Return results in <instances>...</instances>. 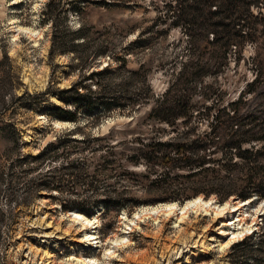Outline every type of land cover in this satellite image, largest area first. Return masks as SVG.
Listing matches in <instances>:
<instances>
[{
	"label": "rangeland",
	"instance_id": "obj_1",
	"mask_svg": "<svg viewBox=\"0 0 264 264\" xmlns=\"http://www.w3.org/2000/svg\"><path fill=\"white\" fill-rule=\"evenodd\" d=\"M114 1L118 6L112 5ZM169 1L0 0V58L4 55L8 58L3 68L9 77V82L0 83V112L11 90L15 95L24 91H49L46 101L32 110L16 107L4 111L5 120L16 119L20 139L24 143L23 153H35L44 143L60 135V128L73 127L72 123L46 118L44 111L54 104H62L53 91L71 86L78 79L80 66H83L81 72L86 73L100 70L107 64L115 68L119 65L116 57L124 55L127 59L124 67L116 74L106 76L104 81L111 86L117 84L128 77V69L144 64L142 73L148 74L154 92L160 96L166 91L181 73L184 63L197 55L196 49L200 45L190 42L184 30L172 23L166 5ZM46 11L53 12L59 31V27L65 24L72 30L84 24L86 45L78 47L77 53L55 51L51 56L52 25L44 18ZM141 30L145 31L142 35L144 42L132 43ZM125 46L129 49L126 53ZM256 49L264 50V31L258 36V42L247 43L239 59L234 52L229 53L227 65L217 54L213 59L210 53L205 55L213 65L196 85L188 86L191 96L197 101L237 98L249 88L248 84L260 68L254 61ZM102 50L105 52H100ZM263 79L264 75L254 84L255 91L249 94L252 102L264 97ZM137 84L135 81L133 86ZM144 112V109H137L134 114L142 115ZM129 119L132 117L128 112L110 109L98 125L84 127L83 131L92 136L106 135L114 127V135L120 137L119 132L125 129ZM145 128L146 125L141 126L142 131ZM75 136L81 138L83 135ZM82 154L90 156L91 153L85 151ZM6 165L7 161L0 158V169ZM12 173V177L6 179L3 174L0 178V264H254L253 258H257L255 264H264L263 212L256 216L257 210L264 208L262 200L252 205L231 200L235 197L231 196L220 202L222 205L228 201L234 203L231 213L224 218L226 221L240 217L248 226L255 222L251 233L246 232L226 248L224 246L232 240L230 233L233 230L225 227L229 234H220L222 220L215 217V210L210 215L193 210L179 223L180 212L168 217L170 213L165 210V205H178L177 202L139 205L130 212L122 210L113 217H102L99 210L91 217L76 211L99 223L98 240L87 241L86 235L94 233L95 227H84L82 222L74 220L71 210L62 211L51 196L57 195L56 192L40 191L33 195L25 191L22 186L34 175L33 172L14 167ZM98 192L78 187L61 195L97 197L101 195ZM129 195L143 197V192L135 189ZM209 197L216 198L215 195ZM194 200L178 206L183 208ZM218 204L215 205L220 206ZM215 205L212 208L215 209ZM236 207L240 210L233 212ZM136 216L138 219L130 224ZM259 236H262V243L258 242ZM123 237V244L116 246L113 240ZM246 238H254L258 244L252 245L248 241L236 247Z\"/></svg>",
	"mask_w": 264,
	"mask_h": 264
},
{
	"label": "trees",
	"instance_id": "obj_2",
	"mask_svg": "<svg viewBox=\"0 0 264 264\" xmlns=\"http://www.w3.org/2000/svg\"><path fill=\"white\" fill-rule=\"evenodd\" d=\"M112 5L118 6L115 1ZM166 5L172 23L184 30L190 42L200 43L197 55L184 63L166 91L160 96L154 92L148 74L142 73L144 64L128 69V77L117 84L104 81L124 67V55L116 57L119 65L115 68L107 64L86 73L80 66L71 86L53 91L62 104L44 111L46 118L73 127L60 128L61 134L35 153H23L16 119L5 120L4 111L16 107L32 110L46 101L49 91L15 95L11 90L0 112V158L7 161L0 178L3 174L6 179L12 177L14 167L33 172L22 186L25 191L33 195L56 192L51 196L62 211L76 210L88 217L98 210L102 217H113L139 205L184 202L198 195H215L219 202L231 196L264 199V97L256 102L249 98L264 75V50L256 49L254 61L260 68L237 98L197 101L188 87L196 85L213 65L205 55L210 53L211 59L219 55L227 65L229 53L239 59L247 43L258 42L264 31V0H170ZM44 18L52 25L51 56L55 51L77 53L78 47L86 45L84 24L74 30L65 24L60 32L52 11H46ZM144 33L141 30L132 43H143ZM124 48L126 53L128 46ZM7 59L6 55L0 58V83L4 84L9 82L3 68ZM135 81L138 84L133 86ZM110 109L131 114L120 137L114 135V127L106 135L83 131L98 125ZM137 109H144V114H134ZM142 125H146L145 131ZM79 133L81 138L75 136ZM85 151L90 156L83 155ZM78 187L101 195H61ZM135 189L143 197L130 196ZM253 239L246 238L236 247L248 241L258 244ZM255 262L257 258H253Z\"/></svg>",
	"mask_w": 264,
	"mask_h": 264
},
{
	"label": "bare ground",
	"instance_id": "obj_3",
	"mask_svg": "<svg viewBox=\"0 0 264 264\" xmlns=\"http://www.w3.org/2000/svg\"><path fill=\"white\" fill-rule=\"evenodd\" d=\"M23 30V29H21ZM30 32V31H29ZM201 199H196L194 201H191V202H188L183 208H180L177 204H169V205H165V210L167 212H169L170 214L168 215V217L174 215L176 212H180L181 213V219H180V222H183L186 218H188V214L189 212L193 211V210H197V211H202L204 212L206 215H210V212H213L214 210V214H215V217L217 219H221V231H220V234L222 235H227L229 234V230H225V227L229 228L231 227L233 232L230 233L232 235V240L226 244L224 246V248L226 247H230L234 242L240 240L243 236H245V233L246 232H252L254 230V223H252L251 226H248V224H246L245 220L240 218V217H237L235 220L231 221V222H228L226 221L224 218H226L231 212H230V209L231 207H233V202L232 201H228L226 202L225 204H218L216 202H213L212 201H204V199H202V197H200ZM242 202V201H240ZM215 204H218L220 206H217ZM244 204V203H243ZM241 204V205H243ZM249 204V203H248ZM215 205V209L212 208L213 206ZM182 206V205H181ZM240 210L239 208H234L233 212H236ZM154 212H157L156 210ZM259 212L264 215V208L262 209L261 207L257 210L256 212V216L257 214L259 215ZM73 218L74 220L78 221V222H82L83 226L84 227H95V232L90 234V235H86V240L87 241H97L98 240V236H97V228H98V222L94 219H90L78 212H73ZM261 216V215H260ZM138 217L136 216L134 220H131L130 221V224H134L135 220H137ZM130 227V225H128ZM245 228V229H244ZM125 241V237L123 238H116L113 240L114 244L117 246V245H121L123 244V242ZM107 252H109V250H107ZM107 255H105L106 257ZM91 261H94V260H91ZM80 263L83 261H79ZM93 263V262H92Z\"/></svg>",
	"mask_w": 264,
	"mask_h": 264
},
{
	"label": "water",
	"instance_id": "obj_4",
	"mask_svg": "<svg viewBox=\"0 0 264 264\" xmlns=\"http://www.w3.org/2000/svg\"><path fill=\"white\" fill-rule=\"evenodd\" d=\"M129 120H131V119H129ZM199 196H202V199H204V200H208V199H213V202H217V203H219L220 204V202H218V200L215 198V197H206V196H203V195H198V196H196V197H193V198H191V199H195V198H197V197H199ZM191 199H187V200H185L184 202H177V201H174V202H177L179 205H183L184 203H186L187 201H189V200H191ZM231 200H234V201H242V202H249V203H251L252 205H255L257 202H256V200H257V197H254V198H252V199H247V200H241V199H239V198H237V197H231L230 198ZM261 202H264V199L261 201ZM161 203H164V202H161ZM259 203V202H258ZM73 211H76V210H71L70 211V214H72L73 213ZM79 212V211H78ZM81 213V212H80ZM262 216V215H261ZM260 218V217H259ZM261 221V220H260Z\"/></svg>",
	"mask_w": 264,
	"mask_h": 264
}]
</instances>
